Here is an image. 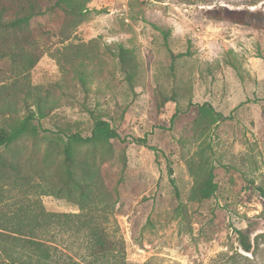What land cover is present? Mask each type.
I'll return each instance as SVG.
<instances>
[{
  "label": "rangeland",
  "instance_id": "1",
  "mask_svg": "<svg viewBox=\"0 0 264 264\" xmlns=\"http://www.w3.org/2000/svg\"><path fill=\"white\" fill-rule=\"evenodd\" d=\"M88 7V18L71 39L46 43L31 71L20 74L8 58L0 60V123L9 116V103L15 104L14 118L28 115L21 85L50 91L41 136L0 150V183L2 159L13 158L46 190L60 181L63 159L49 153L43 136L63 131L90 136L92 110L121 140L79 147L77 155L93 163L100 190L110 193L112 205L96 216L129 263L212 264L238 246L234 229L252 222L257 233L264 231V220L257 218L264 198L253 186L264 188V31L207 20L202 7L172 1L90 0ZM36 20L52 26L58 17ZM12 37L0 32V53ZM119 45L137 63L132 85L116 56ZM76 55L84 59L77 68L86 71L87 89L69 60ZM204 104L223 116L208 129L196 122ZM191 164L200 180L213 171L218 190L209 200L194 197ZM5 197L1 216L19 208L34 211L35 201L52 213L81 212L49 192ZM40 238L58 247L62 264H110L88 257L86 229L75 223L47 228Z\"/></svg>",
  "mask_w": 264,
  "mask_h": 264
},
{
  "label": "trees",
  "instance_id": "2",
  "mask_svg": "<svg viewBox=\"0 0 264 264\" xmlns=\"http://www.w3.org/2000/svg\"><path fill=\"white\" fill-rule=\"evenodd\" d=\"M153 1H172L180 5L202 7L207 20L228 22L264 31V10L261 9L264 7V0ZM89 3L90 0H56L48 4L42 0H0V32H10L13 35L4 43L5 52L0 53V60L8 58L13 69L20 74L31 71L43 57L46 43L56 39L59 44H64L71 39L75 30L88 18ZM45 16H57L58 21L48 26L36 20ZM116 56L122 72L132 85L137 70L132 51L119 45ZM79 58L78 55L75 59L70 57L74 68L84 63V59ZM76 74L82 88L87 89L86 71L77 68ZM18 86L20 87V84ZM21 88L25 109L29 113L23 118L16 119L14 114L17 111L11 108L15 104L6 105L9 116H3L0 123V150L10 149L27 136L39 138L41 136L39 124L49 115L48 89L29 84L21 85ZM89 114L94 120L90 136L85 137L80 132L72 131L43 136L48 143L49 153L63 159V178L56 183L52 182L47 190L43 184H34L23 174L22 164L18 159H2L1 180L5 182L4 185L0 183V205L4 203L9 192L25 195H45L49 192L51 196L75 203L81 212L52 213L41 207L39 201H35L34 204H37L38 208L35 207L34 211L19 208L10 214L1 216L0 213V264H62V252L49 241L40 238V233H44L47 228L56 229L72 223L79 225L80 229H86L89 238L88 257L94 258L96 263L110 260V264H132L117 242L109 237L96 216L97 212L112 205L110 193L107 190H100L102 179L93 163L89 160L79 161L77 155L79 147L121 140V135L109 121L94 111L90 110ZM198 114L197 124L203 123L207 129L223 119L221 113L209 104L199 106ZM78 163L81 165L80 174L77 172ZM197 170V167L195 169L194 165H190V171L197 177L193 189L194 197L203 202L215 195L218 185L212 170L206 171L201 180ZM173 172L170 170V175ZM172 182L174 183V180ZM253 186L264 198V188L254 183ZM104 196H109L108 200ZM257 218L264 220V210ZM254 224L256 223L249 222L246 229H234L238 246L219 254L212 264H264V231L257 233Z\"/></svg>",
  "mask_w": 264,
  "mask_h": 264
}]
</instances>
